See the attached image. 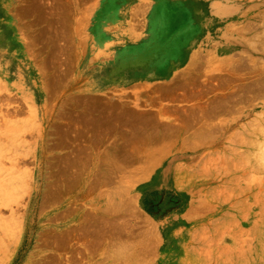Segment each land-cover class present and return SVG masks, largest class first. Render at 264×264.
<instances>
[{
    "label": "rangeland",
    "instance_id": "1",
    "mask_svg": "<svg viewBox=\"0 0 264 264\" xmlns=\"http://www.w3.org/2000/svg\"><path fill=\"white\" fill-rule=\"evenodd\" d=\"M85 2L0 0V77L7 76L0 79V264H94L96 256L103 264H157L173 254L182 264H264V112L248 140L234 136L230 160L243 178L212 181L204 179L209 165L195 163L209 150L195 147L197 118L188 109L189 131L164 133L179 162L169 168L181 194L101 198L85 230ZM98 8L89 33L101 45L93 31ZM122 43L135 42L126 36ZM176 89L166 87L162 97L173 112ZM90 107L127 112L102 101ZM144 136L127 132L122 140ZM160 182L157 173L149 186Z\"/></svg>",
    "mask_w": 264,
    "mask_h": 264
},
{
    "label": "crops",
    "instance_id": "2",
    "mask_svg": "<svg viewBox=\"0 0 264 264\" xmlns=\"http://www.w3.org/2000/svg\"><path fill=\"white\" fill-rule=\"evenodd\" d=\"M110 1L112 9L105 8ZM260 4L264 0L85 2V230L101 198L146 196L164 189L181 194L169 168L179 162L172 160L164 133L169 127L189 131L185 115L190 108L197 118L195 147L209 150L195 162L209 165L210 176L204 179L243 178V169L230 157L235 134L241 142L248 140L253 121L264 112V9L254 8ZM98 6L93 31L101 45L89 33ZM104 21L112 23L104 27ZM107 36L111 39L104 43ZM126 36L135 43L123 45ZM170 66L167 75L151 77L155 69ZM0 79L6 82V74ZM175 84L177 112L162 98L166 87ZM20 92L34 103L27 91ZM94 101L123 105L127 112H99L90 107ZM127 132L145 136L125 145L122 134ZM123 149L129 153L123 155ZM157 173L161 182L149 186ZM165 230L167 238L175 239ZM181 257L160 256L157 264H182ZM103 260L96 256L94 264Z\"/></svg>",
    "mask_w": 264,
    "mask_h": 264
},
{
    "label": "bare ground",
    "instance_id": "3",
    "mask_svg": "<svg viewBox=\"0 0 264 264\" xmlns=\"http://www.w3.org/2000/svg\"><path fill=\"white\" fill-rule=\"evenodd\" d=\"M119 4L118 3H116L115 4V6H118ZM114 5H113V3H112V1H110L109 3H107V5H106V7L105 8H108V9H112V7H113ZM160 70H162V73H160ZM160 70L159 69H155L152 73H151V77H154V76H158V75H167L169 72H171V70H172V66H170L168 69L166 68V67H162V68H160ZM138 75H136L137 77H140L141 75H142V73H137ZM145 78V77H144ZM148 78V77H147ZM4 164V163H3ZM69 166V165H68ZM13 168V167H12ZM170 241V244H172L173 243V241H175V240H169ZM140 260V259H139Z\"/></svg>",
    "mask_w": 264,
    "mask_h": 264
}]
</instances>
